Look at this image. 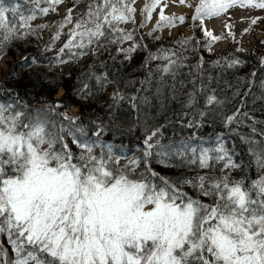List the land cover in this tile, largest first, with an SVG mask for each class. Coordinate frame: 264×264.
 <instances>
[{"label": "snow or ice", "instance_id": "obj_1", "mask_svg": "<svg viewBox=\"0 0 264 264\" xmlns=\"http://www.w3.org/2000/svg\"><path fill=\"white\" fill-rule=\"evenodd\" d=\"M63 2L17 0L7 5L0 0V51L6 43L34 31L31 22L38 15L57 11ZM79 3L81 0H73V8L51 38L52 42L59 40L63 29L72 24L57 53V63H67L61 59L66 50L72 58H79L93 45L94 54L105 41L117 44L134 39L133 33L120 25L135 24L136 0H87L73 22L72 12ZM161 4L162 0H145L140 27L146 26L157 7L159 19L152 31L185 22L184 16H166V0ZM179 4L185 5L186 0ZM237 6L264 9V0H197L191 20L194 26L199 22L209 51L213 42L225 37L214 35L205 27V20ZM256 22L253 19L251 24ZM225 27L234 39L232 26ZM189 42L179 41L182 46ZM135 47L122 50L130 53ZM149 59L167 61L156 69L161 81L169 75L174 78L175 70L183 66L177 53L170 50L150 53ZM241 63L233 58L227 66ZM202 64L203 58L197 69ZM96 80L103 88L105 82L100 77ZM87 90L85 83L77 94ZM205 90L202 86L199 91ZM196 95L195 91L189 94L186 106L196 103ZM117 99L123 97L115 93L113 100ZM222 103L214 94L205 97L206 107ZM10 108L12 105L0 103V236L6 237L12 256L0 242V264H264V140L242 137L258 171L257 177L246 183L231 177V170L240 165L219 138L214 147L188 141L163 144L157 128L144 139L145 168L134 178L140 159L120 166L121 157L100 142V130L94 133L96 140L85 139V129L76 124L78 117L61 113L68 122L64 124L54 119L51 108L33 112ZM238 114L227 116L226 123L232 124ZM187 126L199 125L189 121ZM69 139L78 151L72 150ZM97 148L99 155L95 154ZM153 156L163 167L177 166L172 160L179 158L180 166H218L226 174L173 181L151 169ZM185 184L214 203L188 195L183 191Z\"/></svg>", "mask_w": 264, "mask_h": 264}, {"label": "trees", "instance_id": "obj_2", "mask_svg": "<svg viewBox=\"0 0 264 264\" xmlns=\"http://www.w3.org/2000/svg\"><path fill=\"white\" fill-rule=\"evenodd\" d=\"M138 1L140 0H136V3ZM142 1L144 6L145 0ZM15 2L17 0H4L7 5ZM68 3L67 10L63 15L57 13L53 23L45 21L51 11L46 16L38 15L31 22L34 31L23 39L18 38L6 43L0 51V62L6 56L13 57L8 73L0 78V103L12 105L9 111L33 112L51 108L54 110V119L64 124L68 122L63 120L61 113L78 117L76 124L85 129V139L96 140L94 133L100 130V142L110 145L115 155L121 157L120 161L126 160L120 162V166L131 159H140L139 167L136 168L139 171L135 173V170L134 178L139 177L145 168L142 159L144 139L157 128L160 129L158 138L163 144L188 141L192 145L214 147L219 138L233 160L240 165L239 168L231 170V177L244 179L246 183L249 179L257 177L258 171L248 152L249 145L242 137L264 140L261 135L264 133V38L259 41L258 46L245 50L242 37H236L234 32V39L222 34L225 37L222 40L228 42V47L219 52L213 50L214 45L222 41L220 40L213 42L209 51L204 46L205 40L198 26L199 22H195L197 26H194L191 20L193 13L182 15L186 18L184 24L192 31L190 37L185 36L183 32L177 36L171 33L163 36L164 30L174 27L152 31L157 22L150 31H146L157 9L160 12V7H157L145 27L139 26L143 19L141 14L140 20L135 16V24L127 23L131 29L125 28L126 24L120 25L126 32L133 33L132 41L117 44L105 41L104 46L96 49L94 54L95 45L85 49L87 55L79 58H72L66 50L61 59L67 63L59 64L56 62V56L66 41L72 24L66 27V31L63 29L59 40L52 42L51 38L68 9L73 8V0H68ZM196 3L197 0L195 5ZM86 4L87 0H81V3L74 7L73 10L77 9V13L72 15L73 22L84 11ZM195 5L191 7L192 12ZM40 25L47 27L41 28ZM183 40L190 42L182 46L179 41ZM129 42H133L136 47L134 51L127 53L122 49L131 48ZM161 50L176 52L180 57L178 63L183 65L175 70L174 78L165 76L163 81L160 80L156 69L167 61L149 59L150 53L159 55ZM172 58L177 59L175 56ZM201 58L203 64L197 69L196 65L200 63ZM233 58H238L242 63L229 68L227 61ZM82 60L85 63L81 64ZM215 61L220 63L216 65ZM68 63H73L68 74L56 69L57 66ZM96 77L105 82L103 88ZM208 77H211V80ZM85 83L88 90L78 95V90ZM202 86H206L203 92L199 91ZM61 90H64V95L56 98V94ZM111 90L113 94L108 99V92ZM194 91L197 93L196 103L188 107L186 102L189 94ZM115 93H119L123 99L113 100ZM208 94H214L223 103L206 107L205 97ZM132 97H136V100L133 101ZM73 106L79 107L81 111L73 114ZM202 112L203 116L200 115ZM237 112L239 114L236 120L227 124L225 118ZM189 121L199 126L188 127ZM68 142L74 152L78 151L71 144V139ZM96 150V155H99V148ZM172 163L177 166L163 167L153 156L151 169L173 181L193 179L205 174H226L221 173L218 166L214 169H200L197 165L180 166L182 162L179 158L173 159ZM183 191L205 203H214L212 199L199 196L198 192L187 184L183 186ZM0 242L11 258V247L6 237L0 236Z\"/></svg>", "mask_w": 264, "mask_h": 264}, {"label": "rangeland", "instance_id": "obj_3", "mask_svg": "<svg viewBox=\"0 0 264 264\" xmlns=\"http://www.w3.org/2000/svg\"><path fill=\"white\" fill-rule=\"evenodd\" d=\"M163 2L161 4V7L163 6ZM167 2V7L164 8V14L166 16H172L175 14V16H182V15H191L192 9L191 7H188L187 4H195V0H186L185 5H180L179 0H166ZM69 6L68 0H64V2L57 8V11L55 12H50L47 19L45 21H50L53 23L54 19L58 15H63V13L67 10ZM143 6L142 0L138 1L135 4V8L137 10L135 16L137 20L141 19L140 16V10L141 7ZM182 7L183 10L179 12H169L170 7ZM77 13V9L73 10L72 15H75ZM157 11L155 12L152 21L150 22L149 26L146 28V31H150L155 23L157 22ZM253 19H256L257 22L256 24H251V21ZM205 27L208 28L209 30H212L214 35H222L225 34L227 35L228 33V28L225 27V24L231 25V31L235 33L236 37L242 36L243 42H244V48H254L258 46V43L260 40L264 38V9H255V8H242V7H233L228 10L227 13L220 17L212 18V19H206L205 22ZM125 28L131 29V26L129 24L125 25ZM245 29H250L249 31L245 32ZM65 31L67 28L65 27ZM180 32H184L186 36H190L192 34V31L187 28L186 24H177L176 27L173 29H166L162 32L163 36H166L168 34H172L174 36H177ZM128 45L130 47H133V43L129 42ZM228 47V42L227 41H221L217 43L214 46V50L216 52H219L225 48ZM98 59H100V56H98ZM13 61L12 56H6L2 59L0 62V78H3L9 71L10 67V62ZM85 63L84 61H81V64ZM59 72H65L68 73L69 70H71V65H64L60 69H58ZM30 73H28L29 75ZM113 87V86H112ZM64 90H61L56 94V98H61L64 95ZM113 91L108 92V99L112 97ZM81 109L77 106H73L71 109V112L73 114L79 113ZM7 114V113H6ZM87 115L89 113L87 112ZM95 154H98V150L95 151ZM126 160H121L120 162H125ZM139 169L136 170L135 173H138Z\"/></svg>", "mask_w": 264, "mask_h": 264}, {"label": "bare ground", "instance_id": "obj_4", "mask_svg": "<svg viewBox=\"0 0 264 264\" xmlns=\"http://www.w3.org/2000/svg\"><path fill=\"white\" fill-rule=\"evenodd\" d=\"M181 10H183L182 7H175V6H173V7H170L169 12H179Z\"/></svg>", "mask_w": 264, "mask_h": 264}]
</instances>
